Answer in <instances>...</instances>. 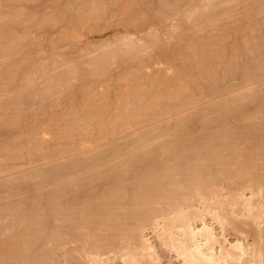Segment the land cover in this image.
<instances>
[{"label": "rangeland", "instance_id": "obj_1", "mask_svg": "<svg viewBox=\"0 0 264 264\" xmlns=\"http://www.w3.org/2000/svg\"><path fill=\"white\" fill-rule=\"evenodd\" d=\"M4 1L0 264H185L160 236L180 210L264 264V0ZM166 146L176 196L80 218Z\"/></svg>", "mask_w": 264, "mask_h": 264}, {"label": "bare ground", "instance_id": "obj_2", "mask_svg": "<svg viewBox=\"0 0 264 264\" xmlns=\"http://www.w3.org/2000/svg\"><path fill=\"white\" fill-rule=\"evenodd\" d=\"M18 1L20 2V0H18ZM68 1H67L68 4H66V6H68L70 4ZM73 1H72L73 3L76 2L75 0H73ZM85 4H87V3H85ZM71 6H74V5L72 4ZM71 6H70V8L68 6L69 9L66 10L67 12L72 9ZM100 6H102V5H100ZM62 7H64V6L62 5ZM62 7H60V9ZM79 8H81V7H79ZM98 8H99V5H98ZM103 8L105 9V7H103ZM63 10H65V9H63ZM57 11H58V9H57ZM14 13L16 14L17 12L14 11ZM64 13H65V11H64ZM60 14H62V11L60 12ZM60 14L58 13V15H60ZM8 18H9V16H8ZM7 19H5V20H7ZM43 19H41V20H43ZM5 20H4V22H6ZM12 21H14V20H12ZM8 22H10V21H8ZM53 23H54V21H53ZM15 25L16 24H14V26ZM13 32H14V30H13ZM15 39H16V37H15ZM17 40H18V38H17ZM15 42H13V43H15ZM11 46H13V45L11 44ZM15 46H13V47H15ZM8 51L10 52V50H8ZM5 52H6V50H5ZM19 58L18 59L16 58V59L20 60ZM21 62H22V60H21ZM12 66H14L13 63H12ZM7 68L8 67H6V69ZM5 71L6 70H4V73H5ZM9 73H11V71L8 72V74ZM2 75H4V74H2ZM9 77H12V76H9ZM4 79H5V77H4ZM4 79H3V81H4ZM8 79H10V78H8ZM11 79H13V78H11ZM11 110H13V109H11ZM170 152H171V148L167 147V146L156 150L154 153L155 159L153 160L152 163H150L149 159L144 155H139V156L135 155V156L129 157L128 160H131V161L137 160V162L141 163V165L137 167L140 174L131 178L132 185L129 188L125 187V186L121 187V189H118V191L116 193H114L113 195H111V197L106 198L104 201L102 200L101 202L97 203L95 206H92L91 208L84 209V211L82 210L79 214L80 218H82V220H85L87 223H89V222H93L95 220V218L97 217L98 223H102L105 219L112 218V216H114V217L118 216V213H116V212H119L121 210L122 206L125 205V199L127 197L129 198V204L131 207H137V206L142 205L146 208V210H147L146 213L148 215V213L151 211L150 205H152V203L155 201V199H158L160 201H166L169 199L170 196H173V195L176 196L178 192L175 189H173V190H171V189L168 190V189H169V187H173V186L175 187L176 186L174 177L176 176L177 171L180 170L181 168H183L184 166H186V164H184V163L182 164L181 160H173L170 165L166 164L163 157H164V155H167ZM170 173H173L174 177L170 176ZM178 189H180V188H178ZM188 190H190V189H188ZM178 191H181V190H178ZM31 193H33V192H31ZM85 199H83V200H85ZM206 209H207V211H209L208 208H205V210ZM245 211H246V213L247 212L250 213L251 208H247ZM185 212L186 211H184V213ZM182 213L183 212L181 210H180V212H176V214L172 213L174 215V217L172 219H174L175 217H180V218L182 217L181 219L179 218L181 223L179 225H170L169 224L168 228H165L163 226L160 236L162 238L166 239L164 242H166L167 240L170 242L171 247L177 252V254L179 256L182 257L185 264H229L230 261H234V260L239 261L242 257L248 255L247 254L248 251H247L246 247L241 242H238L237 244L230 246L229 248H227L226 246H224L221 243L218 245V250H216L215 245L218 244V241L216 239V236L213 233V229H211L204 222L203 219H201V221H203V222L202 223L200 222L201 223L200 228H195L192 224V223H194V222H192L193 220L192 219L189 220L188 216L185 215V216H187V219H186L185 216L183 217L184 213L183 214ZM204 213H205V211H204ZM43 214H45V213H43ZM215 215H213V217H215ZM172 216H170V217H172ZM170 217H168V219ZM217 217H219V216H217ZM215 219H216V217H215ZM163 220L167 221L166 219H162V221ZM164 221H163V223H164ZM172 222H174V221L172 220ZM44 229H45V227H44ZM175 230L178 232H175ZM17 234H13L10 237V240L14 243H18V238H17L18 235ZM19 234H20V236H22V238L24 240L25 249H27V247L30 246V242L33 243V241L39 240L41 237L40 234L38 232H35V231L32 232L31 238L28 237V233H26L25 231L20 232ZM31 239H32V241H31ZM32 250L33 249H31V251ZM260 251H261V249H260ZM257 252H259V251H257ZM262 254L260 256H262ZM258 255H259V253H257L256 257H258ZM126 264H131V263H126Z\"/></svg>", "mask_w": 264, "mask_h": 264}]
</instances>
